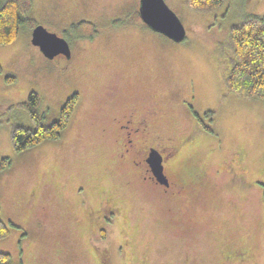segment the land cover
Instances as JSON below:
<instances>
[{"label": "rangeland", "instance_id": "rangeland-1", "mask_svg": "<svg viewBox=\"0 0 264 264\" xmlns=\"http://www.w3.org/2000/svg\"><path fill=\"white\" fill-rule=\"evenodd\" d=\"M165 1L186 27L182 41L135 20L140 0H33L25 16L65 37L73 55L47 57L27 25L12 43L0 44V158H12L3 172H26L11 180L7 194L0 185L1 218L10 229L0 250L13 264H264V102L229 91L217 45L233 24L263 17L264 0H226L200 13L184 0ZM81 20L96 24L93 39L74 35ZM119 71L165 106L163 133L182 143L173 168L191 183L202 181L192 211L138 179L129 161L121 164L116 123L92 116L101 84ZM32 90L46 124L71 94L79 93V103L58 139L16 153L13 126H35L21 104ZM197 167L202 171L194 174ZM106 179L122 206L102 237L99 214L86 216L78 201L90 204L91 190L99 205Z\"/></svg>", "mask_w": 264, "mask_h": 264}, {"label": "flooded vegetation", "instance_id": "flooded-vegetation-1", "mask_svg": "<svg viewBox=\"0 0 264 264\" xmlns=\"http://www.w3.org/2000/svg\"><path fill=\"white\" fill-rule=\"evenodd\" d=\"M113 24H120V20H113ZM95 36L84 38L93 39ZM72 55L73 50L71 48L70 57ZM101 85L104 86V89H101L102 91L100 90L97 93V99L90 112L95 120L102 119L103 117L109 123H111V121L116 123L118 128L115 130V134L118 136L116 140L119 145L117 155L120 158L121 164L125 161H129L130 164L132 163L134 166V173H137L136 176H138V179L146 184L153 185L154 188H160L163 196L176 199L181 206L182 212L192 211L194 202H196L197 198H201L203 193L201 192L200 195L197 190V188L200 187L199 183L202 181L194 178L193 183H191L187 180L185 175H182V170L179 169L176 171L173 168L174 164L172 159H175V153L180 149L182 143L180 139L178 141L174 135H165L163 133L164 130L161 127V119L164 117L166 108L158 99L157 93L150 90H140L138 84L132 81V79H128L122 71L116 72L115 77L112 79L109 76ZM78 103L79 97L74 111ZM106 129V126L102 127V130L105 131ZM152 151H157L161 157V177L157 175L150 162ZM230 165L231 168L235 170L234 173L239 170L238 167H236V169L234 168V162ZM123 167L124 165L121 166L120 169ZM201 171L202 170L198 167L194 168V174L200 173ZM238 177L239 176H237V178ZM242 178L243 176L240 177V180H242ZM260 180H255L256 184L254 185H258ZM245 181L246 180L243 182ZM109 183L110 181L108 179L99 183L98 191L103 195V199L100 201L99 205L98 203L96 205L94 204L93 201L96 198L91 190L90 204L86 205L81 203V200L78 201V204L81 205L86 216L87 213L92 216V212L93 214L94 212L99 214V218L96 219V225L98 224L97 232H101L102 237L107 233V226L110 225V222H114L113 218L119 214L122 206L115 198L112 189L108 186ZM130 183L131 181L126 182L127 185H130ZM250 183L252 184V181ZM97 184L98 183H96V185ZM90 185L91 184L87 181V188ZM114 187H116V185ZM209 189L210 187H208L207 190ZM262 191L264 195L263 188ZM190 192L193 193L190 194ZM70 212L71 221L74 222V205L71 206ZM98 212H102V216ZM182 216L184 217V215H172L170 217L172 220L179 221L182 220ZM70 223L72 224V222ZM94 248L98 253L97 257L102 260L103 255L101 256L98 247L94 246ZM237 256L243 259L246 257V254L244 252V254H237ZM105 262L108 264L106 260Z\"/></svg>", "mask_w": 264, "mask_h": 264}, {"label": "trees", "instance_id": "trees-1", "mask_svg": "<svg viewBox=\"0 0 264 264\" xmlns=\"http://www.w3.org/2000/svg\"><path fill=\"white\" fill-rule=\"evenodd\" d=\"M225 2L226 0H184L186 6L196 13L212 11ZM32 7L33 0H0V44L12 43L19 36L23 25L33 28L37 24L34 19L25 16ZM135 20L143 22L139 12ZM72 30L77 37L91 38L98 33L96 24L89 20L74 23ZM217 45L222 54L224 82L229 91L244 100L264 102V16H250L233 24L226 39ZM15 78L11 74L6 76L10 83ZM78 97V93L71 94L61 107L58 118L46 124L44 115L39 110L41 96L37 91H30L21 104L29 111L35 126L18 123L13 126L11 137L15 152L22 153L44 140L58 139L70 123ZM11 164V156H2L0 172ZM1 212L0 206V238H4L9 235L10 229L1 218ZM0 264H13L9 252L0 250Z\"/></svg>", "mask_w": 264, "mask_h": 264}, {"label": "water", "instance_id": "water-1", "mask_svg": "<svg viewBox=\"0 0 264 264\" xmlns=\"http://www.w3.org/2000/svg\"><path fill=\"white\" fill-rule=\"evenodd\" d=\"M139 12L143 22L153 30L161 32L177 42L186 37V27L165 0H140ZM31 40L49 58L61 53L67 57L71 55L68 40L42 24H36L33 27ZM150 162L157 175L161 177V157L157 151H152Z\"/></svg>", "mask_w": 264, "mask_h": 264}, {"label": "crops", "instance_id": "crops-1", "mask_svg": "<svg viewBox=\"0 0 264 264\" xmlns=\"http://www.w3.org/2000/svg\"><path fill=\"white\" fill-rule=\"evenodd\" d=\"M3 172V171H2ZM0 172V173H2ZM6 173V174H4ZM25 177L26 176V172L23 169H17L16 174H11V172H9L7 174V172H3L0 175V185L4 186V190H6V194L8 193L7 189L10 187V182L13 178H17V177Z\"/></svg>", "mask_w": 264, "mask_h": 264}]
</instances>
